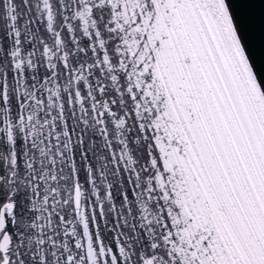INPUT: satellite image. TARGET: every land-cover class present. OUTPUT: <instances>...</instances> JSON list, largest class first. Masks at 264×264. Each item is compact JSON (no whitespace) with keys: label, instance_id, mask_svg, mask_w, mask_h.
Listing matches in <instances>:
<instances>
[{"label":"snow or ice","instance_id":"snow-or-ice-1","mask_svg":"<svg viewBox=\"0 0 264 264\" xmlns=\"http://www.w3.org/2000/svg\"><path fill=\"white\" fill-rule=\"evenodd\" d=\"M253 60L232 0H0V264H264Z\"/></svg>","mask_w":264,"mask_h":264},{"label":"water","instance_id":"water-1","mask_svg":"<svg viewBox=\"0 0 264 264\" xmlns=\"http://www.w3.org/2000/svg\"><path fill=\"white\" fill-rule=\"evenodd\" d=\"M232 6L243 24L249 46L259 58L264 51V0H232ZM253 66L264 82V72L255 60Z\"/></svg>","mask_w":264,"mask_h":264}]
</instances>
